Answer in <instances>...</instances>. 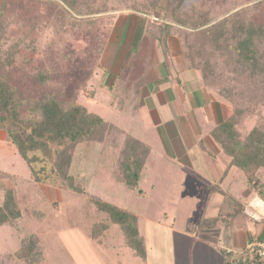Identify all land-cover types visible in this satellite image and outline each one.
<instances>
[{"label": "rangeland", "instance_id": "obj_1", "mask_svg": "<svg viewBox=\"0 0 264 264\" xmlns=\"http://www.w3.org/2000/svg\"><path fill=\"white\" fill-rule=\"evenodd\" d=\"M167 5L162 0H0V72L15 87L22 116H38L36 103L53 94L63 106L78 102L113 126L101 141H82L67 151L71 158L65 170L84 185L85 194L33 183L26 163L0 131V171L6 174L0 175V199L7 187L19 191L31 185L30 202L25 200L28 192H22L21 199L27 210L41 216L36 233L43 258L31 264H203L189 245L202 214L219 213L218 198L204 211L211 184L198 183L194 171L189 172L191 177L178 174L175 148L181 145V118L199 121L201 117L204 129L210 120L200 109L182 114L173 104L162 113L158 110L161 121L155 123L150 107L140 105L139 74L146 67L147 42L122 60L117 74L111 71L115 61L110 54L119 33L115 22L125 13L136 12L158 23L156 29L163 34L162 25L173 17ZM157 11L162 15L155 16ZM180 15L186 22H171V49L184 45L194 53L204 85L226 103L227 114L234 113L236 128L244 135L264 118V0H185ZM242 24L262 30L248 45L253 58L237 48V41L247 37ZM12 44L18 50L8 51ZM124 132L148 146L138 182L140 195L114 178ZM91 198L137 216L143 256L126 244L116 225L110 224L99 241L87 238L91 223L104 216ZM227 202L226 198L212 229L228 226L231 219L221 217L229 208ZM14 228L18 235L8 224L0 225V264H10L6 256L18 248L24 230L21 219ZM213 246L218 252L229 249L234 256L243 254V249ZM221 258L217 255L215 264Z\"/></svg>", "mask_w": 264, "mask_h": 264}, {"label": "trees", "instance_id": "obj_2", "mask_svg": "<svg viewBox=\"0 0 264 264\" xmlns=\"http://www.w3.org/2000/svg\"><path fill=\"white\" fill-rule=\"evenodd\" d=\"M162 1L168 4L166 8L170 7L173 17H167L168 22L162 25V29L165 30L163 34L157 31L158 23H153L152 20L147 21L146 32L153 37L159 36L164 41L167 37H172L171 22H186L185 18L180 15L185 0ZM166 8L164 9L166 10ZM1 13L2 11H0V15ZM161 15L162 13L159 11H157V15L155 14L158 17ZM200 24H204V21L201 20ZM241 27L247 37L243 38L244 41H237V48L239 51H243L245 56L253 58L249 54L248 45L252 38L262 30L259 27L254 28L249 25L244 26V24ZM159 28L161 29V27ZM167 31L168 33H166ZM180 41L183 45V40ZM180 47L185 66L192 70H199L204 82L203 70L196 63L194 53L188 48L185 50L184 45H180ZM11 49L15 51L18 50V47L12 44L7 50ZM36 105L39 110L38 116H22L16 89L0 72V131L4 132L5 139L14 146L16 152L26 163L33 183H46L56 187L65 186L72 191L85 194L84 185H80L76 177L65 170L66 166L69 167L71 158L67 151L71 146L82 141H101L108 129H112L113 126L103 116L88 110L78 102L63 106L60 99L53 94L44 95ZM259 119L258 124L242 135L236 128L235 115L231 113L212 129V136L229 158L228 165L236 166L242 172L247 187L258 197L264 198V118ZM124 134L121 159L114 178L116 181L124 182L127 188L140 195L142 191L138 182L145 166L148 146L128 133L124 132ZM0 175L6 176L3 171H0ZM30 186H22L19 191L7 187L0 199V225L8 224L13 234L18 235L14 225L21 219V229L24 228L18 248L6 256L10 264L39 263L43 258V245L36 233L41 216L36 215V210L31 208L27 210L21 199V193L28 192V199L25 198V200L30 202L32 198ZM217 188L213 185L211 191L218 190ZM226 198L229 208L225 211L226 214L224 213L221 217L227 216V220H230L243 213V207H237L240 202L236 198L233 196H226ZM90 200L104 216L91 223L88 227V235L86 234L87 238L99 241L106 235L110 224L116 225L123 231L126 244L133 249L135 254L143 256V239L138 229L137 216L113 203L96 198ZM218 218V215L202 217L197 224V234L215 246H218L220 228L214 230L210 226ZM23 222H27V224L22 227ZM221 252L224 256V264H231L229 259L232 255H229L224 249H221ZM253 262L256 264L255 260Z\"/></svg>", "mask_w": 264, "mask_h": 264}, {"label": "crops", "instance_id": "obj_3", "mask_svg": "<svg viewBox=\"0 0 264 264\" xmlns=\"http://www.w3.org/2000/svg\"><path fill=\"white\" fill-rule=\"evenodd\" d=\"M121 18L122 21H120ZM120 19L118 23L115 22L119 33H116L115 48L110 54L115 61L111 71L117 74L118 65L120 68L123 67L122 60L124 58H129L131 52L142 49L144 42L149 44V52L145 53L146 67L139 74L142 86L138 100L143 107H150L148 110L155 123L161 121L159 112H164L165 107L173 104H178L182 114L200 109L207 121L210 120L208 128L204 129L203 125L199 123L203 118L200 117L197 121V118L191 116V118H187L189 120L183 121V118L180 117L182 120L180 121L181 132L178 139H180L181 145L176 144L177 148H175L180 165H175L179 171L178 174H186V177H191L189 172L194 171L195 175H193L199 179L198 183L202 180L206 181V184H211L204 204V211L215 198H218L216 206L219 207V213L225 204L226 196H233L241 203L243 213L231 218L227 227H222L219 231L217 247H228L238 251L244 249L247 242L253 237L264 239V217L257 221L245 212L249 202L258 195L247 187L242 172L236 166L228 165L229 158L212 136V129L228 115L225 110L226 103L204 85L199 70H192L185 66L181 49H171L174 44H172L170 36L163 41L159 36L148 35L146 32L148 20L140 13H125ZM151 44L152 46H150ZM192 115L196 116L193 113ZM213 185L218 187V190L212 192L211 186ZM219 213L206 216L204 212L201 217H215ZM193 236L194 242L189 246L198 251L195 254L202 258H197L198 260L203 261V264H215L214 258L219 255L222 258L221 261L217 260L216 264H224L222 252L219 249L218 252L217 248L215 249L210 242L197 234V225ZM193 236L190 240L193 239Z\"/></svg>", "mask_w": 264, "mask_h": 264}, {"label": "built area", "instance_id": "obj_4", "mask_svg": "<svg viewBox=\"0 0 264 264\" xmlns=\"http://www.w3.org/2000/svg\"><path fill=\"white\" fill-rule=\"evenodd\" d=\"M225 251L232 255L229 259L231 264H264V239L257 237L251 238L244 249L242 250V255H233L234 251L225 249Z\"/></svg>", "mask_w": 264, "mask_h": 264}, {"label": "clouds", "instance_id": "obj_5", "mask_svg": "<svg viewBox=\"0 0 264 264\" xmlns=\"http://www.w3.org/2000/svg\"><path fill=\"white\" fill-rule=\"evenodd\" d=\"M245 212L254 220H261V218L264 217V198L256 197L251 200L246 206Z\"/></svg>", "mask_w": 264, "mask_h": 264}]
</instances>
